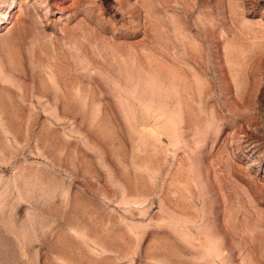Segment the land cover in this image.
Listing matches in <instances>:
<instances>
[{"label": "rangeland", "instance_id": "obj_1", "mask_svg": "<svg viewBox=\"0 0 264 264\" xmlns=\"http://www.w3.org/2000/svg\"><path fill=\"white\" fill-rule=\"evenodd\" d=\"M0 264H264V0H0Z\"/></svg>", "mask_w": 264, "mask_h": 264}]
</instances>
